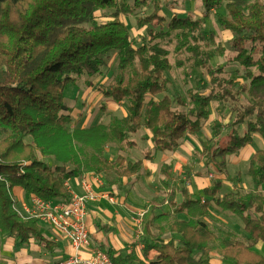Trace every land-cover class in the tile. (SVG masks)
I'll return each instance as SVG.
<instances>
[{
    "label": "trees",
    "instance_id": "obj_1",
    "mask_svg": "<svg viewBox=\"0 0 264 264\" xmlns=\"http://www.w3.org/2000/svg\"><path fill=\"white\" fill-rule=\"evenodd\" d=\"M198 1L201 17L173 14L166 20L162 0H0V234L14 237L18 244L33 238L49 248L52 242L43 235L40 221L18 213L14 187L46 201L67 202L70 194L64 183L70 178L104 173L111 184L136 175L142 159L177 149L187 134L200 136L211 104L237 102L241 94L249 97L248 103L234 108L225 133L222 121L215 118L211 133L200 138L201 148L195 153L204 166L221 174L228 156L252 144L254 134L264 140V0ZM151 6L149 14L135 18L136 27H144L148 39L133 45L130 29L120 16ZM216 9L215 21L232 33L229 45L235 54L231 60L244 70L242 84L226 75L221 66L209 63L215 54L204 42L201 29ZM97 10L111 11L110 19L96 21ZM163 24L166 30L152 28ZM172 34L176 41L173 52H186L191 66L208 76L206 91L189 89L187 99L176 97L183 109L173 107L166 94V73L172 65L170 50L161 42L170 40ZM209 36L214 42L213 35ZM110 52L116 54V73L109 87L98 86V90L116 102L126 100V115L113 117L107 126L70 130L66 86L83 75L91 78L100 73ZM215 52L223 54L221 42ZM182 64L177 61L178 66ZM159 95L162 97L156 99ZM238 125H244L242 133L237 132ZM141 128L150 130L153 143L141 150V158L121 154L107 158V144L134 148L133 135ZM82 146L91 150L88 157ZM159 174L162 188L170 189L167 201L173 219L166 229L156 226L161 217L170 214L157 213V204H151L141 217L145 260L132 252L102 248L112 264H264V253L256 247L264 244V148H256L248 160L247 175L253 188L244 193L236 190L220 197L222 181L215 179L201 195L181 187L183 198L177 204L173 166L162 163ZM212 203L240 218L245 237L229 229L220 230V237L215 233L205 220ZM180 214L187 219L178 218ZM156 228L160 235L169 233V239L158 240ZM216 241L218 263L212 256ZM151 250L156 252L152 258Z\"/></svg>",
    "mask_w": 264,
    "mask_h": 264
},
{
    "label": "rangeland",
    "instance_id": "obj_2",
    "mask_svg": "<svg viewBox=\"0 0 264 264\" xmlns=\"http://www.w3.org/2000/svg\"><path fill=\"white\" fill-rule=\"evenodd\" d=\"M226 1H224L225 3ZM163 3V14L168 20L173 14H178L180 16H184L187 13H190L192 18H197L202 16L203 9L198 0H162ZM223 3V4H224ZM222 4V5H223ZM152 11L151 7H142L138 9L136 13L132 15H121L120 18L124 21L128 28L130 29L131 36L133 38V45H138L142 39L146 41L148 37L143 28L136 27V16H144L149 14ZM218 9L212 11L211 15L205 19V23L202 26L201 31L205 35V40L208 44V47L215 54L212 59H210L209 63L213 67L221 66L226 75L231 76L236 79L239 84L244 83V70H242L236 62H234L232 57L235 52L230 48L229 41L232 37V33L229 31L222 29L219 24L215 21L214 14L218 13ZM111 11L109 10H97L94 12L95 20L98 22H105L110 19ZM154 30H166V25H155L152 26ZM209 33L213 35L212 42L210 40ZM231 36V37H230ZM144 37V38H143ZM168 39V38H167ZM164 40L161 43L166 45L170 50V62L171 68L166 73L169 79V84L167 87L166 94L172 99V106L176 108H182L178 105L176 97L181 96L187 99V91L189 89L194 90H202L206 91L209 88L208 76H206L201 69L194 68L191 66V62L186 58L188 54L186 52H182L179 54H175L173 52L174 45L176 43L174 35L170 36V40ZM203 42V43H204ZM217 42H221V47L223 54L219 55L215 52ZM106 64L102 67L101 72L95 75L94 77L88 78L85 75L81 76L76 81L69 83L64 90V101L65 104L70 108V112L72 114V122L69 125V129L72 130L75 127H87L95 124H104L107 126L109 122L113 119V117H121L125 111L124 103H119L116 109L111 110L109 107L107 108L106 104L103 100L104 97L101 92L98 90V86L109 87L112 82L114 75L116 73V54L114 52H110L105 57ZM177 61L182 62L181 66L177 65ZM86 81H89L90 84H86ZM78 89L77 97H75L74 91ZM84 92V97L82 94ZM69 93V94H68ZM69 95V96H68ZM73 95V96H71ZM162 95L156 97V99L161 98ZM82 98H86L82 100ZM111 100V99H109ZM127 102V101H126ZM249 102V97L246 94H241L239 96V101L234 102L228 100L224 102L221 106L216 104H211V115L209 118V122L213 121L215 118H219L222 121V133L227 131V123L231 122L234 117V108L238 106V104H246ZM127 104V103H126ZM183 109V108H182ZM73 111V112H72ZM238 133H242L244 130V125H238L235 127ZM211 133L210 125H205L202 133L199 136L202 138L205 135H209ZM3 133L0 130V138ZM132 136V135H131ZM133 136H136L134 134ZM26 138L30 139L29 136ZM135 138V137H133ZM195 137H191L189 135H185L183 138L181 145L184 144L183 148H187L183 150L181 148V153L184 151L187 153V156H182V161L177 162L175 169V177L174 182L176 184L177 195L176 201L180 202L181 194L180 188L186 187L189 191L193 192V194L201 195V190L203 187L211 185L212 181L215 179H221L222 188L219 192V196L221 197L224 193L230 191L239 190V192H247L253 188L252 182L247 175V167L248 160L250 158L251 151L250 149L242 150L237 155L228 156V163L226 169L223 173H219L212 166H204L202 161L198 158L195 153L200 147L199 141ZM264 148V140L259 134H254V140L252 142L251 148ZM83 153L85 157H88L91 150L87 146H82ZM192 148V149H190ZM138 147L137 148H121L118 143H109L105 146V155L107 158L114 159L117 155L121 154L124 156H128L129 158H135L137 156ZM251 154V155H250ZM89 173V172H87ZM239 173V176H238ZM92 174V173H89ZM104 174V173H103ZM200 174V175H198ZM105 176V174H104ZM102 177V175H101ZM98 179V178H97ZM99 183V181H96ZM152 182V183H151ZM148 183L147 193L153 194L155 196L145 198V202H151L152 199L158 200V202H163L166 191L161 189L158 181L157 188V179H154ZM98 185V184H97ZM105 186L102 187V190H97L99 193H105L109 196H112L115 199L113 194H110L108 191H104ZM156 190V192H155ZM103 191V192H102ZM262 192L264 194V188H262ZM161 206L160 211L169 210V207L165 204ZM163 207V208H162ZM144 209H146V205H142L137 211L141 214ZM136 211V212H137ZM163 212V211H162ZM252 213V212H251ZM134 215L135 227L137 224L136 219H140V215ZM252 215H254L252 213ZM255 216V215H254ZM186 218V217H180ZM173 219V215L163 216L160 220L156 222V226L166 229L168 223ZM205 220L210 224L215 233L220 237V230H232L236 232L238 235L242 236L243 234V224L240 218L230 212L220 210L215 204L210 205V215H208ZM155 233L157 234V239L160 241H166L169 239L170 234L164 232L163 234H159V229H155ZM139 243V242H138ZM219 241H216L212 244L213 251L212 256L213 260L217 262V256L215 250L218 246ZM262 251L264 253V244H261Z\"/></svg>",
    "mask_w": 264,
    "mask_h": 264
},
{
    "label": "crops",
    "instance_id": "obj_3",
    "mask_svg": "<svg viewBox=\"0 0 264 264\" xmlns=\"http://www.w3.org/2000/svg\"><path fill=\"white\" fill-rule=\"evenodd\" d=\"M77 92L78 89L74 91L73 94L75 95L74 98L77 97ZM82 97H84V92L82 94ZM84 99L86 98H82V100ZM103 99H105L103 101L107 103L106 104L107 108L109 107V109L111 110L116 109L119 103H124L125 111L121 117L126 115V111H127L126 100L116 102L113 99L109 100L110 98L104 97ZM209 118L206 121L205 125H210L213 122V121L209 122ZM187 135L191 137H195V139L197 138L198 139L197 141H199L200 144L199 136H195L191 134H187ZM133 137H135L134 139L136 141V145L134 148L138 147V153L136 154L137 156L134 157L141 158L142 157L141 150L143 148L153 146V143L150 139L151 132L149 129L141 128L136 133V136ZM251 145L252 144L246 145L241 149V151L242 150L244 151L245 149H250L251 154H253L256 150V147L254 146L255 148H251ZM183 147L184 144L180 145L177 149L173 151L154 152L152 154L151 159H142L141 168L139 169L136 175H133L131 177H122L117 183L110 184L109 182H107L106 174L104 176L103 173L97 174L99 183L96 182L97 180L92 178L93 188L95 190H98L99 187L100 190H102V187L105 186L104 191H108L110 194H113L115 199L114 201H109L106 198H99L98 200L91 202L88 205L87 223L89 228L90 245L87 248H84L80 252L81 256L87 257L96 248H100V249L112 248L116 250L118 253L127 254L132 252L138 258L145 260L142 254L143 246L140 241V237H138L137 235L138 225L136 224L135 227L134 215L139 214L137 210L142 205H146V209H144V211L142 212L143 214L144 212H146L147 208L151 204H157L158 206L157 213L163 211L170 215L172 214L170 213L171 212L170 206L167 201V195L169 194L170 189L162 188L160 183H159L160 188L166 191V196H165L166 199L164 198L163 202H158L156 198L152 199L151 202H145V198L146 196L147 197L155 196L154 193L153 194L147 193L148 183H150L154 179H157L156 185L158 184V181L161 178V175L159 174V169L161 164L165 163L168 165H172L173 171L175 172V169L177 168L176 161L177 162L182 161L181 157L187 156V153H185L184 151L181 153V148ZM200 148L201 145L197 149L200 150ZM186 149L187 148H183V150L187 151ZM108 159L112 160L110 158ZM85 175L92 176L89 173L82 174V176ZM82 176L73 177L67 180L71 190L75 191L76 193H80L82 191L80 185V178ZM175 192L176 193L174 196V201L178 204L181 202L183 197H182V193L180 192L181 199L180 202H177L176 201L177 189H175ZM13 196L16 200V203L19 204L23 201H27L31 196V194H27L20 187H14ZM53 201L57 202L61 200L53 199ZM163 204L167 205L169 207V210L160 211L161 206L164 207ZM177 217L178 218L186 217L182 219H187V216L185 214L177 215ZM39 224L43 229V235L47 239L51 240L52 245L49 248H46L44 247V245L40 244L33 238H30L24 244H18V242L15 240L14 237L5 234L3 235L0 234V264H54L64 260L67 256H69L72 253V248L70 247V244L67 239L61 236L58 232H56L46 223L40 222ZM242 236L245 237L244 231ZM256 247L257 249H260L262 251L261 243H258ZM155 255L156 252L154 250H151L149 253V257L152 258ZM216 261H217L216 263H218L219 259Z\"/></svg>",
    "mask_w": 264,
    "mask_h": 264
},
{
    "label": "built area",
    "instance_id": "obj_4",
    "mask_svg": "<svg viewBox=\"0 0 264 264\" xmlns=\"http://www.w3.org/2000/svg\"><path fill=\"white\" fill-rule=\"evenodd\" d=\"M82 176L80 185L82 191L76 193L71 190L68 182L64 183L70 197L67 202L46 201L35 195H31L27 201L17 204L18 213L22 218L35 217L40 222L46 223L61 236L68 240L72 253L64 260L54 264H112L107 254L100 248H96L87 257L80 255V252L90 245L89 228L87 223V208L91 202L99 198H106L114 201L112 196L99 193L93 188L92 178L99 181L97 174ZM136 219L138 225V237L142 234L141 217Z\"/></svg>",
    "mask_w": 264,
    "mask_h": 264
}]
</instances>
